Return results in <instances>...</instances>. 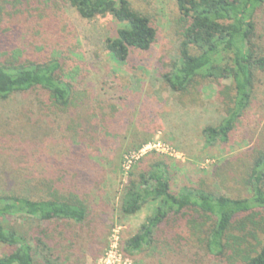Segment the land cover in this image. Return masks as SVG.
<instances>
[{
    "label": "rangeland",
    "instance_id": "1",
    "mask_svg": "<svg viewBox=\"0 0 264 264\" xmlns=\"http://www.w3.org/2000/svg\"><path fill=\"white\" fill-rule=\"evenodd\" d=\"M136 1L150 14L157 41L150 51L132 52L127 63L119 64L105 50V40L124 27L111 16L83 20L60 0H0V36L7 39L5 47L0 45V58L57 60L59 75L73 93L75 124L82 134H88L89 124V136L97 145L92 154L104 159L99 166L103 205L84 224L0 219L1 225L30 239L38 264H149L156 259L155 251L132 252L125 242L152 216L156 204L147 201L136 214L122 215L120 199L130 180L163 162L174 194L202 185L219 195L242 198L247 153L264 150V72L254 73L250 106L227 142L206 146L202 131L224 117L225 99L217 92L228 81L206 79L190 95L173 93L164 81L178 58L173 0ZM254 20L253 43L264 57V6ZM104 104L105 112L100 111ZM53 113L42 92L0 99V192L15 190L21 152L31 156L23 165L30 173L37 152L63 150V143L45 136L49 128L65 125L67 118ZM101 136L105 145L96 141ZM4 253L0 247V256ZM182 253L192 257V252Z\"/></svg>",
    "mask_w": 264,
    "mask_h": 264
},
{
    "label": "trees",
    "instance_id": "2",
    "mask_svg": "<svg viewBox=\"0 0 264 264\" xmlns=\"http://www.w3.org/2000/svg\"><path fill=\"white\" fill-rule=\"evenodd\" d=\"M60 1L83 20L108 15L124 26L115 38L104 42L107 54L116 63H127L132 52L146 53L156 44L152 18L136 0ZM173 3L171 22L176 29L178 58L164 81L181 96L190 95L206 79L228 81L217 92L225 99L224 117L218 125L202 131L206 146L226 143L250 106L254 73L264 72V57L253 43L255 14L264 6V0ZM4 37L0 38L2 47L6 46ZM59 71L57 60H17L10 55L0 58L1 100L42 92L54 110L52 115L67 118L63 129L49 128L45 134L51 142L63 143L60 154L52 152L55 149L51 147L37 152L30 173L23 165L31 156L26 152L18 155L23 169L16 176L15 190L0 192V219L19 217L39 223L81 225L103 205L99 166L104 159L92 154L97 145L89 136V124L88 134H82L79 124H75L70 112L73 93ZM103 106L99 109L105 112ZM104 140L103 136L96 138L105 145ZM247 154L248 161L241 170L246 191L242 198L219 195L202 185L174 194L163 162L130 180L123 188L120 213L132 216L147 201L155 203L156 208L126 240V248L136 253L155 251L156 259L149 264H264V150L253 148ZM30 242L25 235L0 224V247L5 250L0 264H38ZM182 249L192 252V257L184 255Z\"/></svg>",
    "mask_w": 264,
    "mask_h": 264
}]
</instances>
